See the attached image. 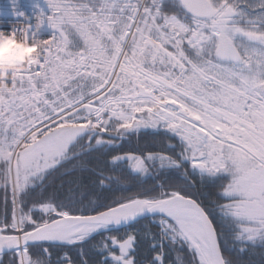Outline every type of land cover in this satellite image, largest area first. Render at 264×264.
Masks as SVG:
<instances>
[{"label":"snow or ice","instance_id":"snow-or-ice-1","mask_svg":"<svg viewBox=\"0 0 264 264\" xmlns=\"http://www.w3.org/2000/svg\"><path fill=\"white\" fill-rule=\"evenodd\" d=\"M24 6L0 30V264H264V0Z\"/></svg>","mask_w":264,"mask_h":264},{"label":"built area","instance_id":"built-area-1","mask_svg":"<svg viewBox=\"0 0 264 264\" xmlns=\"http://www.w3.org/2000/svg\"><path fill=\"white\" fill-rule=\"evenodd\" d=\"M24 5L25 0H20V7L17 11H23V16H17L13 13L9 0H0V30L7 32L13 27L22 28L24 26V17H31V11Z\"/></svg>","mask_w":264,"mask_h":264},{"label":"trees","instance_id":"trees-1","mask_svg":"<svg viewBox=\"0 0 264 264\" xmlns=\"http://www.w3.org/2000/svg\"><path fill=\"white\" fill-rule=\"evenodd\" d=\"M147 139H149V137L142 134L141 137H140V142L141 143H144ZM135 143H136V138L133 137L132 140H131V144H129L128 142H125V147L126 148L127 147H130L132 145H135ZM149 183H151V181H149ZM127 190L128 191H134L135 188L129 186ZM122 192H124V194H127V192L125 191V189L123 187H121V188H114L111 193L97 191L96 193H93V195L94 196L95 195H99V196H107V195L119 196V195H121ZM2 197H3V190L0 189V210L3 209V200H2ZM99 240H100V237L97 236L95 241H98L99 242ZM172 258L174 259V254H173V257ZM9 259H10V256H4L3 257V264H8ZM244 259H245V261H247L248 259H251L253 261V264H259L261 257L259 255V251L257 250V254L251 255V256H245Z\"/></svg>","mask_w":264,"mask_h":264},{"label":"clouds","instance_id":"clouds-1","mask_svg":"<svg viewBox=\"0 0 264 264\" xmlns=\"http://www.w3.org/2000/svg\"><path fill=\"white\" fill-rule=\"evenodd\" d=\"M15 41L12 38L5 37L0 39V56H3L6 52L14 47ZM30 53L27 50V45H24L17 54V59L23 58L25 55H29ZM0 67H17L15 64H4L0 65Z\"/></svg>","mask_w":264,"mask_h":264},{"label":"flooded vegetation","instance_id":"flooded-vegetation-1","mask_svg":"<svg viewBox=\"0 0 264 264\" xmlns=\"http://www.w3.org/2000/svg\"><path fill=\"white\" fill-rule=\"evenodd\" d=\"M94 243H98V241H94Z\"/></svg>","mask_w":264,"mask_h":264}]
</instances>
